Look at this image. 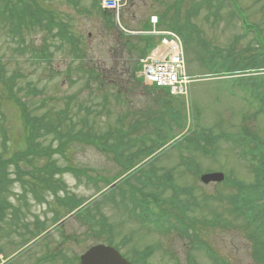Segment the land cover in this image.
<instances>
[{
  "label": "rangeland",
  "instance_id": "1",
  "mask_svg": "<svg viewBox=\"0 0 264 264\" xmlns=\"http://www.w3.org/2000/svg\"><path fill=\"white\" fill-rule=\"evenodd\" d=\"M31 1H48L76 38L44 23L19 29L0 20V264H79L87 248L113 240L133 258L149 251L142 264H264L252 255L257 226L231 201L254 194L264 158V0H129L120 16L129 30L173 4L161 22H187L184 51L195 79L186 97L147 89L131 74L136 53L118 45L120 29L99 0ZM140 38L123 34L122 42ZM48 124L60 128L47 132ZM78 135L101 144L71 140ZM210 171L226 181L201 182ZM165 174L171 184L157 179ZM113 179L118 192L109 191ZM149 179L157 186L145 187ZM136 184L165 201L176 196L161 227L139 222L141 205L123 208L135 202L119 193Z\"/></svg>",
  "mask_w": 264,
  "mask_h": 264
},
{
  "label": "trees",
  "instance_id": "2",
  "mask_svg": "<svg viewBox=\"0 0 264 264\" xmlns=\"http://www.w3.org/2000/svg\"><path fill=\"white\" fill-rule=\"evenodd\" d=\"M13 1V0H12ZM15 2L18 3H12L11 5H0V20L3 22L2 24L4 26L10 27V28H22L23 25L27 21L31 23H37L41 24V26L47 25L49 31H51L53 28H58V35H61L64 38L69 39L72 42H75L76 35L74 32L69 29V24H67L64 20H59V18L54 13V8L49 4L48 2L40 3V2H32L31 0H15ZM49 15H46L45 13ZM45 14V15H43ZM170 27L181 31L182 35L185 37L186 33L188 32V38H186V41L189 43L190 37H189V27L187 22L185 24H178V22L173 23L170 20V23H168ZM51 27V28H49ZM184 30H187L186 32H183ZM153 38L151 37H144L142 47L140 49L139 45H135L134 43H130L128 40L125 42H120L118 45L123 50H127L131 53H138L137 55L145 54L148 52V50L153 46ZM75 46V44H73ZM75 50V49H74ZM140 51V52H139ZM261 51H264V49H261ZM255 55V54H254ZM257 55V54H256ZM45 56V55H44ZM258 57V56H257ZM137 66H134V68L131 70V73L133 75L134 71L137 70ZM233 69L231 68H225L226 72H230ZM6 83V82H5ZM264 98V92L261 95V99ZM62 121L59 120V124H61ZM60 125L57 124V126H53L48 124L47 132L58 130ZM33 137L39 136L38 128H35L33 126ZM63 137V135H62ZM69 140V139H68ZM67 140V142H68ZM64 146V144L62 143ZM258 145V144H257ZM36 147H31V150H35ZM255 153L254 155H256ZM258 176H256V180L252 184V188L254 190L253 195L249 196H243L238 195L237 198L231 197L233 208L243 209L244 214L246 216L243 217L239 213H235L238 216L243 217L249 224H253L257 226V233L253 234L252 237L254 240V250L252 252V255L255 259L261 260L264 262V158L263 161L261 160L259 166H258ZM255 202H259L260 206L257 207L258 209H255ZM174 204V203H172Z\"/></svg>",
  "mask_w": 264,
  "mask_h": 264
},
{
  "label": "water",
  "instance_id": "3",
  "mask_svg": "<svg viewBox=\"0 0 264 264\" xmlns=\"http://www.w3.org/2000/svg\"><path fill=\"white\" fill-rule=\"evenodd\" d=\"M222 173H208L202 176L205 182L221 181ZM81 264H132L125 259L117 250L110 246L96 245L89 249L83 256Z\"/></svg>",
  "mask_w": 264,
  "mask_h": 264
},
{
  "label": "built area",
  "instance_id": "4",
  "mask_svg": "<svg viewBox=\"0 0 264 264\" xmlns=\"http://www.w3.org/2000/svg\"><path fill=\"white\" fill-rule=\"evenodd\" d=\"M164 65H165V64H164ZM163 72H164L163 69L160 67V72H159V74H162V75H163V74H164Z\"/></svg>",
  "mask_w": 264,
  "mask_h": 264
}]
</instances>
